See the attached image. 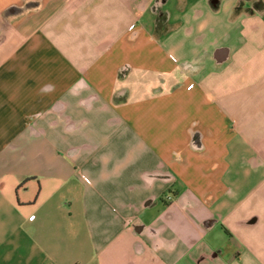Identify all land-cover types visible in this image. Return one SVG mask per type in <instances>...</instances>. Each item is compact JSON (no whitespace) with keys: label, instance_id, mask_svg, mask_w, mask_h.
I'll return each mask as SVG.
<instances>
[{"label":"crops","instance_id":"obj_1","mask_svg":"<svg viewBox=\"0 0 264 264\" xmlns=\"http://www.w3.org/2000/svg\"><path fill=\"white\" fill-rule=\"evenodd\" d=\"M0 264H264V0H0Z\"/></svg>","mask_w":264,"mask_h":264}]
</instances>
